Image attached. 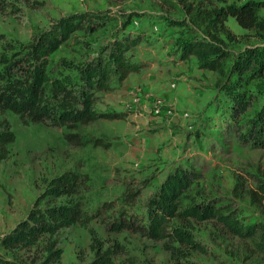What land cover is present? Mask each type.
I'll return each mask as SVG.
<instances>
[{"label": "rangeland", "instance_id": "rangeland-1", "mask_svg": "<svg viewBox=\"0 0 264 264\" xmlns=\"http://www.w3.org/2000/svg\"><path fill=\"white\" fill-rule=\"evenodd\" d=\"M0 6L1 88L34 39L72 14L83 15L84 21L49 56L51 79L78 89L84 84L83 67L98 59L112 64L111 55L119 49L138 65L124 80L113 71L109 89L92 90L94 109L108 116L86 124L53 126L49 120L25 124L19 114L0 107V131L9 123L15 134L6 145L8 157L0 161V237L26 218L36 202L45 207L67 201V197L43 194L50 179L67 171L80 176L73 196L81 209L80 222L20 252V259L35 258L42 264L48 247L55 243L62 254L50 264H87L96 256L94 236L103 249L113 252L110 264H264V192L259 188L264 182L263 79L242 76L235 91L246 92L247 106L239 117L229 118L230 90L237 76L232 74L233 58L247 47H263V33L244 29L230 17L232 54L224 62V74H219L202 68L194 54L181 59L179 45L199 29L180 0H0ZM260 16L264 17V7ZM153 74L168 82L176 80L174 92L188 84L193 92L204 95L197 102L203 107L201 119L196 125L188 122L189 135L183 131L189 126L179 125L183 128L179 134L184 132V141L188 136L190 142L184 143L189 149L179 153L177 160H165L147 150L139 155L135 149V139L157 131L136 128L135 134L133 121L127 118L131 111L155 112L145 106L153 107L155 96L142 81ZM46 93H52L51 82ZM183 112L190 116L182 117ZM175 115L190 118L191 111L177 110ZM70 132L78 134L80 144L65 138ZM177 167L194 176L181 198L179 214L166 222L167 232H174V237L146 236L137 227L148 223L151 199ZM197 208L199 216L191 215ZM221 216H230L244 229L251 225L254 232L236 235ZM129 223L133 226L127 227ZM185 235L188 241H178ZM0 256L13 258L3 246Z\"/></svg>", "mask_w": 264, "mask_h": 264}, {"label": "trees", "instance_id": "trees-1", "mask_svg": "<svg viewBox=\"0 0 264 264\" xmlns=\"http://www.w3.org/2000/svg\"><path fill=\"white\" fill-rule=\"evenodd\" d=\"M180 1L184 4L187 12L192 15V21L199 29L192 38L183 40L179 45L180 57L184 60L194 54L202 68L224 74V62L232 54L229 47L232 36L227 25L230 17H234L242 28L264 34V17L260 16V10L264 7L262 0H248L242 4L218 0L212 5ZM83 21L84 16L81 14L69 15L34 39L25 59L15 67H13L15 63L10 65L13 69L17 67V72L13 73L12 69L8 74L10 78L6 85L3 88L0 87L1 108L11 109L19 114L25 124L47 123L49 120L53 126L69 123V127H71L76 122L86 124L100 117L108 116L106 113H99L94 109L92 90L109 89L108 82L113 71L118 73L119 80H124L129 73L138 70V65L129 62L124 51L119 49L118 52L111 55L113 65L110 62H103L101 59L89 62L80 71L81 80L85 85L79 86L78 89L76 86L68 87L58 80L51 79L47 71L49 56L69 38L71 33L82 26ZM12 49L13 47H9V50ZM231 68L232 74H237V76L235 84L231 87L234 90H230L233 104L229 118L236 119L247 106L246 92L235 91V88L242 83L241 80L244 78L242 76L247 75V77L264 80V46L247 47L241 50L233 58ZM49 82L52 84L51 95L46 93V84ZM77 136V133L72 132L65 134V138L69 142L78 145L81 141L77 139ZM14 139L15 134L7 123L6 128L0 131V161L8 157L9 150L6 145ZM192 175L184 167H177L166 176L158 192L150 201L152 215L149 216L146 225L137 227L139 231L155 239L174 237V232H167L166 222L170 216L179 214L177 212L180 208L181 198ZM79 184L80 176L72 171L64 172L47 182L43 194L50 198L67 197V201L59 204H47L45 207L36 202L26 218L0 237V246L13 255L12 259L0 256V264H41L35 258L23 261L18 254L36 246L47 236H55L62 228L80 222L81 209L79 204L73 200L74 194L78 192ZM259 188L264 192V182ZM68 197H71L72 200L68 201ZM199 211L197 208L190 214L199 216ZM221 220L232 233L241 237H246L254 232L251 225L244 229L233 223L230 216H221ZM129 226H133L132 223L127 225V227ZM188 239V236L185 235L184 237L180 236L178 241L186 242ZM92 240L96 256L87 264H110L113 252L109 248L103 249L96 237L93 236ZM47 250L48 255L42 264H50L60 259L62 251L56 249L55 243H51Z\"/></svg>", "mask_w": 264, "mask_h": 264}, {"label": "crops", "instance_id": "crops-1", "mask_svg": "<svg viewBox=\"0 0 264 264\" xmlns=\"http://www.w3.org/2000/svg\"><path fill=\"white\" fill-rule=\"evenodd\" d=\"M154 75L156 74H153L148 78L145 77L142 80L147 84L146 86L151 88L155 96L154 106L152 107L151 104H146L145 106H147L152 112L158 107L160 113L156 114L153 112L152 114L148 111L147 113L139 114L131 111L127 118H130L133 121L134 127H132V131H134V133L137 131L136 128H147L148 131H157L148 138L138 137L135 139L138 144H135V149L138 150L139 155H143V152L147 150V153L153 152V156L159 153L165 158V160H177L179 153H183L184 150L189 149L183 147L184 143L190 142L188 136H186L184 141V132H182V135L179 134V131H182L179 130V128L183 129L179 125L181 122L186 124V126L190 125L188 122H192L195 125L198 124V120L201 119L200 116L202 115L201 112L203 111V107L198 105L197 102L204 95L193 92V89L188 84H184V87L182 86L174 92L172 91L173 89L171 90L169 87L170 82L157 77L158 74L154 78ZM193 95H195L194 98ZM175 110L191 111V117L180 118L175 115ZM196 111L197 113H200L199 116ZM191 128L192 126H189L183 131H187V135H189V130ZM164 129H166V131ZM139 136H141L140 133ZM144 139H147L146 143H143Z\"/></svg>", "mask_w": 264, "mask_h": 264}, {"label": "built area", "instance_id": "built-area-1", "mask_svg": "<svg viewBox=\"0 0 264 264\" xmlns=\"http://www.w3.org/2000/svg\"><path fill=\"white\" fill-rule=\"evenodd\" d=\"M176 87H177V82H176V80L170 82V88H171V89H175ZM154 111H155L156 114H159V113H160V110H159L158 107L155 108ZM175 111H177V110H175ZM183 115L188 117V116H190V113H187V112L184 113V112H183V113H182V117H183Z\"/></svg>", "mask_w": 264, "mask_h": 264}]
</instances>
